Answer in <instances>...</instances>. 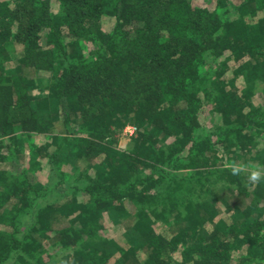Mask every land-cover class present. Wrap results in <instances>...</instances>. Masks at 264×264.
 <instances>
[{
  "label": "trees",
  "instance_id": "obj_1",
  "mask_svg": "<svg viewBox=\"0 0 264 264\" xmlns=\"http://www.w3.org/2000/svg\"><path fill=\"white\" fill-rule=\"evenodd\" d=\"M260 143L264 0H0V264H264Z\"/></svg>",
  "mask_w": 264,
  "mask_h": 264
},
{
  "label": "rangeland",
  "instance_id": "obj_2",
  "mask_svg": "<svg viewBox=\"0 0 264 264\" xmlns=\"http://www.w3.org/2000/svg\"><path fill=\"white\" fill-rule=\"evenodd\" d=\"M105 22L108 23V20H105ZM106 23V25H107ZM105 25V26H106ZM204 63H206V65H204ZM207 74V75H210L211 73H213V71L211 70L210 68V58L209 59H205V62H203V67H202V75L203 78H208L206 75H204V73ZM34 78L36 79V83L38 80H43L44 78H46L48 75L47 73L45 72H38L36 75H33ZM40 87V86H38ZM46 92H43L41 90H39L37 87L33 88L32 89V95L35 99L36 102H38L37 104H40V105H43L45 109L46 107ZM257 100V99H256ZM256 103V102H254ZM258 103V101H257ZM206 109L209 111V107ZM205 116V119H204V124H203V127L202 129H200L197 133V136H199V138H202V137H206L208 139H210L211 141L213 140H216V136L220 134V131L217 130L216 128V120L218 119V116H214V115H204ZM54 136L56 137L57 134H63V132L61 130H57V131H54ZM20 138L23 140L21 146L19 147L20 143L16 145L17 149L20 150L23 155H27V152L29 151L30 148V140L26 139V137L24 135H20ZM35 141V142H34ZM43 142V138L39 139V137L35 136L34 137V140H33V143L37 144V145H40V143ZM133 146V143L131 142V138H125L123 137L122 135L119 136V140L118 142L116 143V147L120 148V149H123V150H128V149H131ZM261 146H264L263 143H260L259 144V147ZM33 155V154H32ZM34 156V155H33ZM250 160V159H249ZM244 162V161H242ZM238 163H241V160H238ZM29 165H30V168L34 171H36L38 169V167L41 165V161H39L38 159L34 158V157H30L29 158ZM84 163H80V167L81 169L84 168ZM243 168L245 170H248L250 173L252 171H255V170H259L260 171H263L261 168H258V167H255L256 169H254L252 167V165H248V164H245L244 162V165H242ZM65 182L63 183V187L61 188V191H55V192H51L49 194H47L45 197L41 198L38 200V208L32 213V214H29L25 217L24 219V222L27 224L29 222H32L34 221V219L36 218V214L37 212L39 211V213L42 212V210H45V208L50 205V204H53V203H61L63 200H65V196H70L71 195V191H70V188L69 186L71 185H74V184H80L79 181H77L75 178H69L67 177L65 180ZM157 187L158 188H162V190H169V189H172L173 187H169L168 185L166 186V189L165 187H163L162 185H159L157 184Z\"/></svg>",
  "mask_w": 264,
  "mask_h": 264
},
{
  "label": "clouds",
  "instance_id": "obj_3",
  "mask_svg": "<svg viewBox=\"0 0 264 264\" xmlns=\"http://www.w3.org/2000/svg\"><path fill=\"white\" fill-rule=\"evenodd\" d=\"M238 171H240V168L237 166H233L232 168L233 174H236ZM249 179L253 182L259 181L261 179V174L259 170L252 171L249 176Z\"/></svg>",
  "mask_w": 264,
  "mask_h": 264
},
{
  "label": "built area",
  "instance_id": "obj_4",
  "mask_svg": "<svg viewBox=\"0 0 264 264\" xmlns=\"http://www.w3.org/2000/svg\"><path fill=\"white\" fill-rule=\"evenodd\" d=\"M135 133V128L131 125H126L122 130V136L126 138L133 137Z\"/></svg>",
  "mask_w": 264,
  "mask_h": 264
}]
</instances>
